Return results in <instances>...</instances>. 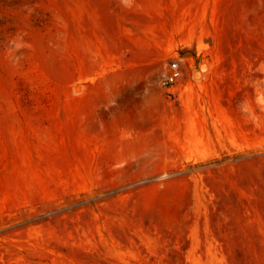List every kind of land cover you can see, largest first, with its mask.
Wrapping results in <instances>:
<instances>
[{
  "label": "rangeland",
  "instance_id": "obj_1",
  "mask_svg": "<svg viewBox=\"0 0 264 264\" xmlns=\"http://www.w3.org/2000/svg\"><path fill=\"white\" fill-rule=\"evenodd\" d=\"M0 264H264V0H0Z\"/></svg>",
  "mask_w": 264,
  "mask_h": 264
},
{
  "label": "built area",
  "instance_id": "obj_2",
  "mask_svg": "<svg viewBox=\"0 0 264 264\" xmlns=\"http://www.w3.org/2000/svg\"><path fill=\"white\" fill-rule=\"evenodd\" d=\"M183 77V70L179 61L172 62L162 74V83L167 88L174 87Z\"/></svg>",
  "mask_w": 264,
  "mask_h": 264
},
{
  "label": "clouds",
  "instance_id": "obj_3",
  "mask_svg": "<svg viewBox=\"0 0 264 264\" xmlns=\"http://www.w3.org/2000/svg\"><path fill=\"white\" fill-rule=\"evenodd\" d=\"M128 2V0H125V3H127Z\"/></svg>",
  "mask_w": 264,
  "mask_h": 264
},
{
  "label": "bare ground",
  "instance_id": "obj_4",
  "mask_svg": "<svg viewBox=\"0 0 264 264\" xmlns=\"http://www.w3.org/2000/svg\"><path fill=\"white\" fill-rule=\"evenodd\" d=\"M201 76V75H200ZM203 77V76H202Z\"/></svg>",
  "mask_w": 264,
  "mask_h": 264
}]
</instances>
